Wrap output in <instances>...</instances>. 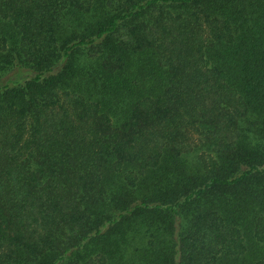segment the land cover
<instances>
[{
	"label": "trees",
	"instance_id": "trees-1",
	"mask_svg": "<svg viewBox=\"0 0 264 264\" xmlns=\"http://www.w3.org/2000/svg\"><path fill=\"white\" fill-rule=\"evenodd\" d=\"M0 264H264V0H0Z\"/></svg>",
	"mask_w": 264,
	"mask_h": 264
}]
</instances>
